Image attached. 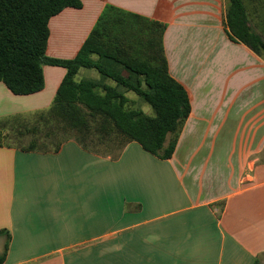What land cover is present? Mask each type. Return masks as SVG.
<instances>
[{
	"label": "crops",
	"instance_id": "0c3cea01",
	"mask_svg": "<svg viewBox=\"0 0 264 264\" xmlns=\"http://www.w3.org/2000/svg\"><path fill=\"white\" fill-rule=\"evenodd\" d=\"M81 2L49 21L47 57L73 60L99 22L134 46L144 24V45L160 40L191 113L167 160L136 142L117 159L74 139L57 152L1 146L4 264H264V55L229 38V1ZM250 3L264 39L262 7ZM66 73L43 65L44 89L26 96L0 82V123L48 110Z\"/></svg>",
	"mask_w": 264,
	"mask_h": 264
},
{
	"label": "trees",
	"instance_id": "16d2710c",
	"mask_svg": "<svg viewBox=\"0 0 264 264\" xmlns=\"http://www.w3.org/2000/svg\"><path fill=\"white\" fill-rule=\"evenodd\" d=\"M228 1L229 38L246 45L259 56L264 55V39L249 26L247 0ZM255 1L262 7L258 17L264 22L263 0ZM66 8L81 9L82 2L0 0V82L14 95L26 96L44 89L43 65L60 66L67 71L51 107L34 115L38 123L52 126L46 133L47 138L59 132L68 134V138H62L52 149L44 145L39 149L36 141L20 149L57 152L64 142L74 139L85 150L117 159L128 143L136 142L150 154L170 159L183 124L191 113V102L185 88L170 76L159 47L160 40H156L155 34L147 39L145 47L150 55L141 60L132 53L134 46L118 37H110L111 30L99 22L73 60L50 59L46 55L49 21ZM157 26L158 32L165 28ZM147 34L142 30L138 37L143 35L144 38ZM155 45L158 52H152ZM81 69H94L100 79L77 81ZM128 93L136 95L154 115L132 107L137 101L129 98ZM33 131H37V126ZM72 133L75 138L70 136ZM169 135L173 138L165 146ZM113 136L120 143L115 156L96 150L99 146H110L108 143ZM2 140L0 131V147L12 146ZM6 251L7 245L0 264L5 262Z\"/></svg>",
	"mask_w": 264,
	"mask_h": 264
},
{
	"label": "rangeland",
	"instance_id": "374dc122",
	"mask_svg": "<svg viewBox=\"0 0 264 264\" xmlns=\"http://www.w3.org/2000/svg\"><path fill=\"white\" fill-rule=\"evenodd\" d=\"M251 1V5L253 0ZM253 16V15H252ZM251 16V17H252ZM256 16V14H255ZM252 21V19H251ZM118 24L113 23L111 27H109V29L111 30L110 32V37H116L117 35H121V31L122 29L120 28V26H117ZM144 24H138L137 26H135V31L137 29L143 30V26ZM106 26V25H105ZM134 31V32H135ZM126 33V32H125ZM143 35L141 37H134L133 36V40H130V38L128 40L132 41L134 43V49H133V54L138 56L139 58H148L149 51L147 50V48L145 47L144 43H145V38H142ZM155 44V43H154ZM156 45L154 46V49L152 52H158L156 51ZM104 64H108L107 61L104 62ZM85 73H91V77L93 76L96 79H100L99 74L96 71L93 70H82L81 73H79L78 77L79 78H85L82 75ZM91 77H86V78H91ZM130 96L132 97V99H135L134 101H137L136 105H131L132 107L136 108H142V110L149 115H154L152 109L147 106V105H143L141 100L137 98L136 95L134 94H130ZM37 126V131H33V127ZM52 126L51 125H45L43 123H38L37 122V117H35L34 114L31 115H27L24 116L21 119H12L6 123H0V131H2L3 134V142L4 144L7 145H12L14 147H18V148H26L28 147L33 141H36L37 143V147L39 149H41L44 146L51 148L52 146H54L58 141H60L62 138H68V134H63L62 132H59L55 135H53L52 137H46V133L50 130ZM20 132H22L23 134H19ZM70 136L72 138L74 137V134H70ZM96 138V137H95ZM108 145L110 146H99L97 147L96 150H98L99 152L106 154V155H111V156H115L118 153V148L120 146V143L118 142V139L113 136L111 138V141L108 143ZM107 151V152H106Z\"/></svg>",
	"mask_w": 264,
	"mask_h": 264
}]
</instances>
